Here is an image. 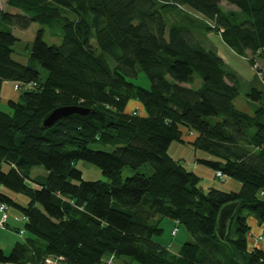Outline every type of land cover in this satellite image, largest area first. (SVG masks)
I'll use <instances>...</instances> for the list:
<instances>
[{"label": "trees", "instance_id": "1", "mask_svg": "<svg viewBox=\"0 0 264 264\" xmlns=\"http://www.w3.org/2000/svg\"><path fill=\"white\" fill-rule=\"evenodd\" d=\"M6 5L15 12L0 9V89L5 81L35 86L8 101L10 114L0 110V185L28 198L21 206L0 191V204L26 216L18 232L28 235L8 254L0 248V264H45L48 257L55 264H125L124 257L138 264H264V87L259 83L246 94L260 105L253 115L237 110L238 75L214 47L193 38L194 31L215 32L251 66L256 58L264 67V0ZM32 23L39 28L29 63L21 64L11 58L12 28ZM55 25L61 43L48 45L44 27ZM36 63L47 73L44 80ZM139 72L149 89L130 81ZM132 101L141 114L126 110ZM62 106L89 113L42 129L43 118ZM172 143L212 156L196 161L239 181V191L202 189L201 178L168 154ZM79 161L94 165L104 179L83 180ZM37 166L45 174L33 177ZM126 167L132 175L123 181ZM223 209L231 214L221 237ZM249 218L263 227L260 236L251 233ZM162 219L182 225L191 238L177 253L153 240L162 235Z\"/></svg>", "mask_w": 264, "mask_h": 264}, {"label": "rangeland", "instance_id": "2", "mask_svg": "<svg viewBox=\"0 0 264 264\" xmlns=\"http://www.w3.org/2000/svg\"><path fill=\"white\" fill-rule=\"evenodd\" d=\"M3 0H0V4ZM2 5L8 10H3L5 12L14 13L15 10L13 8H10L6 5V3H2ZM220 5L223 9H234L233 6L228 5L225 1H220ZM184 10L190 12L194 19L201 20V16L197 13L193 12L191 9L183 8ZM17 12V11H16ZM69 13V12H67ZM70 14V13H69ZM70 17H74V14H71ZM203 19V18H202ZM177 20L179 18L177 17ZM39 28V25L37 23H32L27 29L20 30L18 28H12V34L15 38H17V41L13 45V51L11 54L12 60L21 63V64H28L29 63V56H30V49L32 42L35 37V33L37 29ZM45 28V34H44V41L48 45H59L61 43V37L60 34V28L58 25H55L51 28L44 27ZM193 38L195 41H198L201 43L203 47L206 49H210L211 47H216V49L219 50L221 54H223L225 62L227 63L228 67L237 73L240 83H239V96L234 101V106L237 110L242 111L244 113H247L249 115H253L254 111L260 106L258 102L250 100L246 94L252 89L257 88L259 89L260 86L257 84V80L254 77V69L251 67V64L249 61H247L246 58L238 56L236 53H234L223 41L221 40L220 36L215 33L211 32L208 34H205L201 31H194L193 32ZM99 53V51H98ZM110 66L112 67L114 65V62L112 60L109 61ZM37 67L39 71V75L41 79H45L47 73L44 69H42L37 63L34 65ZM130 81L142 88L149 89V82L145 75L142 72H139L135 78L130 79ZM201 84V81L197 78L193 88H198ZM14 82L5 81L1 84V95H0V110L10 114L11 108L8 105L9 100L16 101L18 96L21 94L20 92L16 91L14 89ZM131 102L128 104V107L130 106ZM126 110H133L135 105L132 106L130 109ZM135 111H138L137 109ZM219 118H212V121H218ZM192 136V135H191ZM179 143H172L169 151L175 158H180L185 163L186 167L188 169H191V165H195L196 175L199 176L202 180L201 186L207 190L212 185L210 183H213V186H216L222 191L225 192H237L240 189V182L236 181L230 177L224 176L222 180H219L215 177V172L203 164L198 163L196 160L198 158H203L207 160L213 159L212 156L208 155L207 153H204L202 151H196L197 155L195 160L191 159V153H188L186 149L183 151L180 148ZM96 149H103L110 151L111 147H98L95 146ZM208 157V158H207ZM196 161V163L194 162ZM188 163H192L189 165ZM3 170H7V166L3 165ZM76 168L79 169L82 172V179L85 181H98L103 180L104 176L102 175L101 171L96 168L94 165L90 163H86L83 161H79L76 164ZM32 176H40L44 175L45 170L42 167H34L32 169ZM146 173L150 174L151 167L149 165H146L144 167V170ZM132 175V171L129 167H126L121 172V179L124 181L128 177ZM0 191L6 192L16 203H18L21 206H25L28 202V198L20 193H16L14 191H11L3 186L0 185ZM6 215L8 216V228L2 229L0 228V245L1 249L4 250L5 254H8L13 246L20 242H24L26 237L28 235L19 234V230L23 229V223H22V212L20 209L8 205V209L6 211ZM1 217V216H0ZM254 227L258 225L257 222H254ZM259 226V225H258ZM160 228L162 229V235L159 237H154L153 240L162 246L167 247L171 252L177 253L180 246L187 242L188 240L191 241V238L189 234L186 232V230L183 228L182 225L169 220V219H162L160 222ZM176 229L175 234H172V231ZM250 244V243H249ZM260 244H264V240L260 242ZM125 261V264H138L136 261L124 257L123 259Z\"/></svg>", "mask_w": 264, "mask_h": 264}, {"label": "water", "instance_id": "3", "mask_svg": "<svg viewBox=\"0 0 264 264\" xmlns=\"http://www.w3.org/2000/svg\"><path fill=\"white\" fill-rule=\"evenodd\" d=\"M89 113V110L82 107L77 106H62L53 109L51 112H49L42 120L41 127L42 129L49 128L53 126L55 123L60 121L61 119L68 117L73 114H77L80 116H86ZM231 213L229 211L223 209L220 211L218 224H217V232L218 234L223 237L225 226L227 223V220L229 218Z\"/></svg>", "mask_w": 264, "mask_h": 264}, {"label": "crops", "instance_id": "4", "mask_svg": "<svg viewBox=\"0 0 264 264\" xmlns=\"http://www.w3.org/2000/svg\"><path fill=\"white\" fill-rule=\"evenodd\" d=\"M2 3L4 4V3H6V0H3L2 2H1V4H0V9L1 10H8V8H6V7H4L3 5H2ZM211 33V32H210ZM219 35V34H218ZM220 36V35H219ZM215 49H216V47H214ZM216 51H217V53H218V55L223 59V61L225 62V59H224V56H223V54H221L220 52H219V50L218 49H216ZM225 64L227 65V63L225 62ZM228 66V65H227ZM237 74V73H236ZM254 77H255V79L257 80V84H258V86H260V82H259V80L257 79V77H256V75H255V73H254ZM260 83V84H259ZM15 84V83H14ZM261 87V86H260ZM0 95H1V91H0ZM20 96V95H19ZM19 96H18V98H17V100L16 101H18L19 100ZM14 101V100H13ZM135 105V107H134V109L136 110H139V113L141 114L142 113V111H143V108H142V106L138 103V102H136V101H132L131 102V104H130V106L128 107V109H130L132 106H134ZM129 111V110H128ZM131 111H133V110H131ZM184 138H186V137H184ZM181 146H180V148L183 150V151H185L184 149H186L187 151H188V153H191V159H196V158H198V157H196V151H194L193 149H192V147H190V146H187V145H184V144H181V143H179ZM171 146V145H170ZM170 148V147H169ZM168 154L172 157V158H174V159H180V158H175L172 154H171V152L169 151V149H168ZM208 158V157H207ZM198 159H203V158H198ZM195 163H196V161H194ZM181 163L184 165V166H186L185 165V163L183 162V161H181ZM189 165H191L192 163H188ZM192 167H191V171L192 172H194L195 174H196V170H195V165L194 164H192L191 165ZM44 173V172H43ZM199 177V176H198ZM200 178V177H199ZM201 182H202V180H201ZM201 184V183H200ZM212 186H213V183H210ZM201 186V185H200ZM201 188L202 189H204L202 186H201ZM205 190V189H204ZM2 192V191H1ZM233 192V191H232ZM3 193L5 194V195H7L11 200H13L6 192H4L3 191ZM14 201V200H13ZM15 202V201H14ZM0 219L2 218V213L0 212ZM6 221H8V217H7V219H6ZM254 222H256V220H254L253 218H249L248 219V223H249V225H250V227H251V233L253 234V236H255V237H258V236H260L261 234H262V228L263 227H261V226H255L254 227ZM250 246L254 243V241H253V238L252 239H250ZM249 245V244H248ZM263 246H264V244H260L259 245V247L260 248H263ZM0 248H2L1 247V245H0ZM48 258H50V257H48ZM44 263H45V261H44Z\"/></svg>", "mask_w": 264, "mask_h": 264}, {"label": "built area", "instance_id": "5", "mask_svg": "<svg viewBox=\"0 0 264 264\" xmlns=\"http://www.w3.org/2000/svg\"><path fill=\"white\" fill-rule=\"evenodd\" d=\"M249 59H251V56L249 57ZM252 68L255 71V75L257 77V79L259 80V82L261 83V85L264 87V67L261 61H259L258 59L254 58L253 60V64H252ZM34 84H22V83H15L14 85V89L16 91H21V90H31L34 88ZM216 178H218L219 180L223 179V174L220 171H217L215 173ZM261 196H264V192H260ZM7 206L5 204H0V212L2 213V218L0 219V228H2L5 225L6 219H7V215H6V211H7ZM24 222L27 221L26 216H22L21 218ZM23 230L20 231V233H22ZM172 234H174V231L172 232ZM261 238H259L260 240ZM45 264H55V260H52L51 258H47L45 260Z\"/></svg>", "mask_w": 264, "mask_h": 264}]
</instances>
